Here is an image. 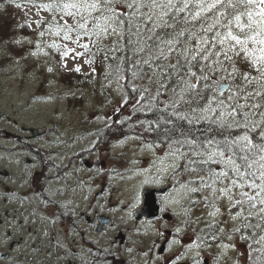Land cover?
Here are the masks:
<instances>
[{
  "label": "snow or ice",
  "instance_id": "6c2138e0",
  "mask_svg": "<svg viewBox=\"0 0 264 264\" xmlns=\"http://www.w3.org/2000/svg\"><path fill=\"white\" fill-rule=\"evenodd\" d=\"M11 2L17 8L23 3L37 9L34 23L41 29L37 50H42L40 40L47 33L62 41L43 45L55 50L61 61L69 56L85 58L91 66L102 53L111 69L105 73L108 86L115 83L116 91L124 93L122 105L132 94V112L146 117L137 116V122L165 145L159 171L175 179L187 200L181 204L185 216L181 223L185 228L204 223L203 228L192 229L194 239L168 241L183 251L166 264H181L193 250L194 264H208L201 249L213 244L219 249L213 264H241V257L245 264H264V0ZM41 11L51 19L40 16ZM20 27L31 28L32 23ZM73 70L80 72L81 66ZM139 203L137 193L130 207ZM201 206L205 215L193 219V210ZM167 210L165 202L161 211ZM229 222L235 226L224 227ZM34 223L6 215L0 219L3 243L13 247L25 233L32 234ZM106 223L99 221L100 230ZM175 231L180 234L182 228ZM237 236L244 252L235 242ZM57 247L65 246L57 242ZM232 252L235 258L229 255Z\"/></svg>",
  "mask_w": 264,
  "mask_h": 264
},
{
  "label": "rangeland",
  "instance_id": "374dc122",
  "mask_svg": "<svg viewBox=\"0 0 264 264\" xmlns=\"http://www.w3.org/2000/svg\"><path fill=\"white\" fill-rule=\"evenodd\" d=\"M40 2H48V0H37V3ZM5 4H8L4 10L7 16L6 29L5 31L0 29V109L6 114V120L0 122V127L5 126V129L11 130L13 122L11 119L20 116V125L35 127L38 134L45 133L44 140L48 137L46 127L52 124L60 126L61 131L57 137H70L72 133L79 131L76 136L78 142L81 143V138L84 136L85 146L95 147V151L87 156L91 166L92 164L93 167L95 166L94 157L100 161L99 167L94 171H89L87 167L85 172L87 182L91 181L96 188H98L97 182L103 183L102 210L111 215L117 229H123L125 225L129 229L132 228L129 230L132 238L139 239L143 243H151L155 238L154 243H161L164 237L170 236L168 228H177L184 220L181 204H187L184 193L179 189L175 179L170 175H162L159 171L162 167L160 158L164 155L165 145L145 136L143 130L136 131L135 127L130 125L135 118L129 120L131 123H125L129 124V128L122 138H116L114 133L103 132V129L110 131L108 126L116 117L124 121L128 120L129 116L132 118L131 105L135 100L122 105L121 98L124 93L116 91L115 83L108 86L105 77L100 80L102 75L92 74L84 63L85 58L73 60L69 56L61 61L55 50L43 47L53 39L57 43H62L59 38L51 37L46 33L40 40L42 50H37L35 42L39 39L37 33L41 30L34 23L38 19L37 9L23 3L22 7L17 8L11 0L5 1ZM40 16L46 20L51 19V14L44 11L40 12ZM26 21L32 23L31 28L20 27ZM37 51L39 54H32ZM44 51L49 54L45 56ZM65 64L67 67L64 66ZM77 65L81 66L80 72L73 70ZM48 68H52L53 71L49 72ZM73 82L81 85H73ZM167 162L165 161V164ZM152 185L169 186L168 191L160 194V199L168 204V210L165 212L172 211L174 217L172 222L162 217L152 222H134L132 215L141 207L142 192L145 187ZM137 193L140 195V203L133 209L130 206L135 202ZM196 198L199 199V196ZM193 212V217L205 215L202 206L195 208ZM236 223L238 224L239 221ZM203 226V221L196 224L198 229ZM234 226L232 222L224 225L226 228ZM172 234L171 230L169 239L175 237ZM73 236L76 234L71 233L69 240ZM108 237H110L109 233ZM178 238L188 242L184 236ZM235 242L239 250L244 252L245 245L240 241L239 236ZM132 243L135 241L133 240ZM217 251L219 249L213 244L212 247L205 248L201 255L207 256L210 264H213L212 256ZM229 255L236 257L235 252ZM240 259L241 264H245L244 257ZM221 264L224 262L222 261ZM228 264H231V261Z\"/></svg>",
  "mask_w": 264,
  "mask_h": 264
},
{
  "label": "flooded vegetation",
  "instance_id": "af4514ba",
  "mask_svg": "<svg viewBox=\"0 0 264 264\" xmlns=\"http://www.w3.org/2000/svg\"><path fill=\"white\" fill-rule=\"evenodd\" d=\"M5 116L0 109V122H5ZM20 119V116L11 119V130L4 125L0 127V219L6 215L16 220L27 217L35 223L30 224L32 234L25 233L23 240L11 248L3 243L5 230L0 228V256L8 257L0 259V264H67L68 261L71 264H85V261L103 264L105 260L108 264H166L169 258L183 251L180 245L168 241L183 236L186 241L194 239L192 229H198L196 224L185 228L181 222L178 226L182 233L168 228L170 236L172 230L175 237H164L161 243H154L155 238L151 243L132 238L129 231L132 228L127 225L117 229L111 215L102 210L103 183L97 182L96 188L91 181L87 182L86 168L94 171L100 165L96 157L93 158L94 167L87 160L95 147H86L84 136L79 143L76 137L79 131L70 137H57L61 130L55 124L46 127L48 137L44 140L45 133L38 134L35 127L20 125ZM160 193L156 195L160 207L156 216L137 219L134 211L135 223L152 222L163 218L165 213H169V222L174 220L171 211H161L165 205ZM142 202L143 196L141 205ZM101 220L107 222L103 230H100ZM71 233L76 236L69 240ZM112 239L115 244L110 243ZM57 242L65 246L63 250L58 249ZM32 247L38 250L33 252ZM89 248L93 251L88 252ZM104 248L109 252L105 253ZM204 250L202 247L201 254ZM145 252L147 256L143 255ZM194 252H188L181 264H194Z\"/></svg>",
  "mask_w": 264,
  "mask_h": 264
},
{
  "label": "trees",
  "instance_id": "16d2710c",
  "mask_svg": "<svg viewBox=\"0 0 264 264\" xmlns=\"http://www.w3.org/2000/svg\"><path fill=\"white\" fill-rule=\"evenodd\" d=\"M5 1L6 0H0V5H2V7H0V29L5 31L6 29V19H7V16L5 15V8L8 6V4H5ZM10 23V21L8 22ZM3 35L5 36H9L8 34H5V33H2ZM15 49V48H14ZM102 56L103 54L102 53H99L95 56V63L91 66H89L87 64V66L90 68L91 72H92V68H95V73L92 72V74H97V75H102L100 76V80L103 79L105 77V73H110L111 72V69L107 68L105 66V62H103L102 60ZM92 82V81H91ZM90 82V85H92V83ZM73 85H77V86H80L81 84L79 83H76V82H73L72 83ZM94 92V90L92 91V93ZM102 96L104 97V94L102 93ZM132 94L129 92L128 94V99H129V102L131 100H134L131 98ZM132 114V118L131 119H128V120H123L121 118H114V121L111 123V125L108 126L109 130L110 131H105V129H103L102 131L105 132V133H114V136L116 138H122V136H125L127 133H126V130L129 128V124H125V123H131L130 121L134 120L133 124H130V125H133L136 129V131L138 130H143L144 131V125L143 124H140L139 122H137V116L140 117L141 120L143 119H146L145 115L141 112V113H131ZM149 116H151V114L149 113L148 114ZM120 117V115H119ZM153 119L155 117H152ZM130 120V121H129ZM139 128H142V129H139ZM145 136L147 135L151 140H155V141H158L157 137H156V134L155 133H150V132H144L143 133Z\"/></svg>",
  "mask_w": 264,
  "mask_h": 264
},
{
  "label": "water",
  "instance_id": "95a60500",
  "mask_svg": "<svg viewBox=\"0 0 264 264\" xmlns=\"http://www.w3.org/2000/svg\"><path fill=\"white\" fill-rule=\"evenodd\" d=\"M160 189H153V188H145L144 190V204L142 208L136 212V217L140 218L143 215H147L149 217L155 215V211L158 209L156 205L155 194Z\"/></svg>",
  "mask_w": 264,
  "mask_h": 264
}]
</instances>
